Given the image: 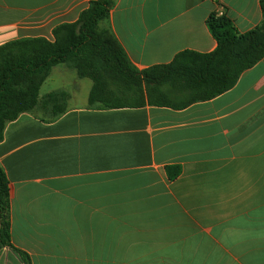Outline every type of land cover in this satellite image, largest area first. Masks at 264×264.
<instances>
[{
	"label": "crops",
	"instance_id": "0c3cea01",
	"mask_svg": "<svg viewBox=\"0 0 264 264\" xmlns=\"http://www.w3.org/2000/svg\"><path fill=\"white\" fill-rule=\"evenodd\" d=\"M91 1L0 0V46L53 42ZM213 15L244 34L262 20L260 0H116L109 27L144 71L215 51ZM92 85L54 67L40 97L65 91L67 112L25 113L5 130L14 247L31 264H264V59L181 108L90 109ZM0 264L24 263L5 248Z\"/></svg>",
	"mask_w": 264,
	"mask_h": 264
},
{
	"label": "trees",
	"instance_id": "16d2710c",
	"mask_svg": "<svg viewBox=\"0 0 264 264\" xmlns=\"http://www.w3.org/2000/svg\"><path fill=\"white\" fill-rule=\"evenodd\" d=\"M115 5L116 0H92L77 22L55 28L53 42L20 39L0 46V143L7 126L22 114L40 112L44 121H56L67 112L65 91L40 97L42 86L59 65L92 81L90 109L147 104L181 108L226 93L246 70L264 59V0H260L262 20L253 30L241 34L226 17L213 15L208 26L217 42L215 51H185L170 64L144 71L131 63L109 27ZM167 170L171 180L180 174L178 167ZM9 197V183L0 167V250L11 249L24 264H31L29 255L12 244Z\"/></svg>",
	"mask_w": 264,
	"mask_h": 264
},
{
	"label": "water",
	"instance_id": "95a60500",
	"mask_svg": "<svg viewBox=\"0 0 264 264\" xmlns=\"http://www.w3.org/2000/svg\"><path fill=\"white\" fill-rule=\"evenodd\" d=\"M2 229V214H1V201H0V232Z\"/></svg>",
	"mask_w": 264,
	"mask_h": 264
}]
</instances>
